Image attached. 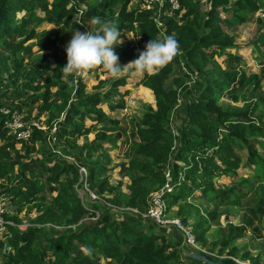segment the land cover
Wrapping results in <instances>:
<instances>
[{
  "label": "trees",
  "instance_id": "trees-1",
  "mask_svg": "<svg viewBox=\"0 0 264 264\" xmlns=\"http://www.w3.org/2000/svg\"><path fill=\"white\" fill-rule=\"evenodd\" d=\"M43 1L0 0V40L8 45L5 39L11 44L15 35L21 39L10 48L14 56L11 64L8 65L7 56L0 55V196L6 197L15 210L14 214L4 216L14 226H6L8 236L0 240V256L5 257V264H73V258L83 262L88 256H100L110 264H182L184 261L200 264L185 258L179 249L182 240L179 241L177 232H166L152 222L144 223L128 214L120 221L113 220L112 207L100 201L86 206L77 190H84V178L80 180L79 169L67 164L58 152L74 157L82 163L79 167L89 171L85 183L95 195L108 202L103 196L106 194L113 197L111 204L117 207L140 210L147 209L151 193L165 184L164 172L169 164L175 189L165 197L167 211L176 206L174 215L181 218L183 224L192 222L198 240H204L209 230V219L203 207L206 195H211L216 206L240 207L252 192L264 201V142L260 140L264 139V125L260 127L257 121L264 119V110L259 107L264 99L251 101L252 91L247 94L243 90L248 79L236 67L239 57L227 55L228 63L224 67L214 58H221L235 45L233 37L223 27H236L245 23L248 15L264 12V0H236L231 8L227 7L231 3L228 0H206L210 7L204 13H201V0H178V10L171 11L165 6L159 12L156 8L141 9L139 0H90L87 3L84 17L102 20L111 16L109 21L118 28L119 38L125 40L114 48L122 59H128L129 55L136 59L150 39L174 34L178 41L175 57L159 72L145 74L138 82L151 92L155 108L146 110L137 119V146L134 157L124 167V175L129 180L127 193L121 192L120 184L111 185L107 177H102L103 167L90 160L97 147L105 143L114 145L119 135L97 132L89 141V129L70 125L76 116H85L94 125L115 123L108 120L100 105L122 99L123 94L118 88L110 87L111 100L100 99L99 93L88 95L83 77H65L61 71L66 63L65 51L44 54L43 60L38 61L40 55L35 56L30 47L24 46L34 37L33 31L27 34L30 14L35 4ZM70 4L69 0L51 2L49 13L56 25H62L60 29L42 33L38 45L43 51H52L59 43L67 20L76 10ZM221 13L230 15L222 18ZM156 19L160 21L159 28ZM98 28V24L93 26L92 32ZM124 32L132 34L134 40L127 41ZM262 42L264 36H259L255 45ZM23 55L31 59L27 69H23ZM174 67L185 70L182 77L170 76ZM98 68L100 66L88 71ZM3 69L8 72L7 77H2ZM192 76L196 90L202 91L200 95H193L191 87L184 85V80H191ZM213 76L217 81L209 82ZM169 80L172 86L167 87ZM24 81L28 87L32 86L33 94L23 99L18 88ZM101 84L103 82L99 81L94 89L101 88ZM39 92L43 100L36 117L47 112L50 128L58 115L63 114L62 122H57L53 147L46 142L47 134L43 131L34 130L29 140L17 141L3 128V108L27 111L28 118L31 115L23 105H7L3 98L9 94L13 100L23 99L25 104L29 101L33 106L39 102L35 95ZM179 96L182 101L175 106ZM222 99L229 100L230 104L221 106ZM178 119L185 122L176 126L174 121ZM170 125L176 128L175 135L168 132ZM68 132L77 135L76 140L82 136L84 142L77 145L75 138L67 137ZM39 144H45V153L38 148ZM236 150L246 152L244 162L250 167L248 175H238L242 161L234 157ZM39 155L41 158L37 157ZM179 173L184 175L182 182L178 180ZM223 177L229 180L228 187L215 189V181ZM196 196L195 204L188 202ZM96 215L98 223L87 221ZM22 223L27 227L20 230L17 226ZM258 223L264 225V213ZM245 233V225L226 223L219 255ZM239 257L251 264H260L258 255L253 257L247 251L241 252Z\"/></svg>",
  "mask_w": 264,
  "mask_h": 264
},
{
  "label": "rangeland",
  "instance_id": "rangeland-1",
  "mask_svg": "<svg viewBox=\"0 0 264 264\" xmlns=\"http://www.w3.org/2000/svg\"><path fill=\"white\" fill-rule=\"evenodd\" d=\"M54 0H44L43 2H37L35 5V9L30 14L31 15V23L27 27V34H29L31 31L34 33V37L27 42H25L24 46L30 47L32 50V53L37 56L40 55L38 58V61H42L44 54H61L63 51H65V47L68 43V41L71 39L72 33L76 31H90L92 32L93 26L97 24H93L91 18L84 17L86 11H87V3L90 0H69L76 10H74L72 16L67 20L66 27L61 32V39L59 43L56 44V47L52 51H43V48L41 49L39 47V42L42 39V33L46 32L51 29H60V26L62 25H56L51 14L49 13L51 2ZM99 1V0H95ZM230 3L228 8H231V4L235 2L236 0H228ZM141 2V0H139ZM71 6L68 7L71 8ZM140 7V4H139ZM210 5L206 2V0H201L200 8L201 13H204L209 9ZM144 10V9H143ZM148 11V10H147ZM223 13V12H222ZM220 14L222 18H225L226 16L229 17L230 13L226 14ZM26 14V13H25ZM27 15V14H26ZM111 18L110 15H108L106 18H103V21H109ZM66 21V20H65ZM224 31L233 37L234 40V47L232 49L226 50L225 55H222V57H214L216 60L224 67L228 61H227V55H236L240 58L239 63H236V67L241 70L248 79L247 83L244 84V89L247 94L252 91L251 95L249 94V97L252 96V100L254 102H257L259 99H264V42L260 43L259 45H255L257 38L259 36H264V12L258 11L253 14L248 15V18L245 23L238 25L236 27H228L224 26ZM162 31V29H161ZM161 34V33H160ZM16 36V35H15ZM14 36V44L16 42H19L21 39L17 38V36ZM125 39L127 41H133L132 34L128 32H124ZM5 42H8L6 45L3 40H0V55L1 56H7L8 57V65L11 64L13 61V55L11 54L10 48L14 46V44L9 43L8 39H5ZM125 40H121L119 44H124ZM256 47V48H255ZM119 57V61L122 59L121 56L116 53ZM38 57V56H37ZM24 64L23 69H27L29 66V63H31L30 56L23 55ZM134 60L132 55H129L128 59H122L121 66L127 65L130 61ZM49 61L52 63V58L49 57ZM11 71V69L9 70ZM185 70L183 68H177L174 67L171 77H182ZM8 72L3 69L2 77H7ZM83 77V80L86 84V94H94L99 93V98L102 100H111V95L108 93L110 90V87L116 89L118 88L119 91L123 94V98H116L111 103H102L100 106L102 110L106 113L108 120L115 121V123L111 122H105L103 124L94 125L92 122L86 118L85 116L79 117L76 116L73 121L71 122V126L79 129L87 128L89 129V133L87 134V139L90 141L93 139L94 135L97 132H105L107 134L115 135L118 134L119 138L115 141L114 145H110L108 143H105L101 145L100 147H97V150L91 154V161H95L98 166L103 167V172L101 176H105L108 178V182L111 185H119L122 193L128 192V185L129 180L124 175V167L126 166L127 162L134 157V151L137 146V138L135 134V127L137 123V119L140 118L142 113H144L148 109L155 108L154 105V99L151 94V92L138 85V82L142 79L143 76H137L134 75L129 68H125L122 71H120L116 76H111L106 73L104 69L101 67L95 70L87 71L83 75H75ZM195 77H191V80L187 79L184 80L185 84L191 87V91L193 92V95L197 96L202 93L201 89L196 90V84L192 82ZM202 79H200L201 81ZM99 81H102L103 84H101V88L94 89L95 86L99 84ZM199 81V80H198ZM206 81V80H205ZM209 82L217 81L216 76H213V78L208 79ZM27 82H23V84L18 88V91L23 94V99L29 98L31 94H33L32 86L27 85ZM172 86L171 80L167 82V87ZM14 89V88H12ZM4 94V93H3ZM35 95L38 96L39 102H37L35 105L31 106L29 104V101H27V104H25L24 100H13L9 94L8 96H5L3 98V103L7 105H23V109L30 110L31 115L28 118L27 111L20 112L25 121L28 122H38L48 129L47 125V118L48 114L47 112H44L40 114L38 117H36L38 113V108L42 104V96L41 92L36 93ZM182 101V97L179 96L176 100V105H179ZM72 102H75V100H72ZM220 105L223 107H226V105L230 104V101L227 99H222L220 102ZM110 105H114L115 107H110ZM237 105V104H235ZM240 105V104H239ZM261 109L264 110V103L260 104L259 106ZM175 108V107H174ZM63 118V114H59L58 118H56L54 121L61 123ZM260 127H263L264 125V119L257 120ZM183 123L185 120L178 119L177 122L174 121L175 125L177 126L178 123ZM59 128V125H58ZM168 132L172 135H175L176 128L174 125H170L168 127ZM44 133H47L44 132ZM8 135V134H7ZM67 137L71 138H77V135L71 134L68 132ZM261 141L264 142L263 138H260ZM84 142V138L80 136L76 140L77 145H81ZM38 148L42 150V152L45 153L46 146L45 144H39ZM175 145V142H174ZM174 149V148H172ZM175 151V149H174ZM262 153V152H260ZM59 156L66 160L67 164L76 166L78 169L83 168L79 167L81 166L80 163L75 160L74 157H70L68 155H64L60 150L58 152ZM264 155V153H262ZM246 155V152L236 150L234 152V157H239L241 159V165L242 168L239 170L238 175H248L250 170L245 164L244 157ZM36 157V155L34 154ZM174 156V155H173ZM172 156V157H173ZM38 158H41V156H37ZM172 157L170 159H172ZM82 164V163H81ZM183 165V164H182ZM86 172L89 173V171L86 168ZM36 171H40L39 168H36ZM171 166L169 164L166 165V172L170 173ZM180 179L184 180V175H180ZM229 184V180L227 178H220L219 180L215 181L214 187L215 189H224L227 188ZM250 185H253L250 182ZM85 188V187H84ZM87 188V190H86ZM86 188L83 189H77L78 194L83 195L84 201L86 206L90 205L89 203L100 201L104 204H107L108 206L112 207L113 211V220L120 221L125 214L135 216L137 218H140L144 223H149L147 219L142 218L138 212H133L130 209H127L128 207H117L114 204H111L113 201V197H110L106 194H103L104 198L107 199L109 202H105L102 197H98L95 195L92 191L89 190L87 183ZM92 193L95 195V199L92 200L89 193ZM85 193L88 195L86 196ZM98 193V192H96ZM198 195V192L195 193ZM217 195V194H216ZM215 195V196H216ZM211 195H206L204 197V203L203 207L205 209V215L209 219V230L204 235V240H198L196 238V233L193 232V224L191 221H188L187 224H183L181 218L176 217L174 214L176 213V206L172 207L170 210L167 211V215L169 218H178L182 225L189 229L195 236L197 243L202 248L200 249V253H203L206 256H209L213 258L214 260H219L220 258H229L234 262V264H251L248 260H240V253L243 251L249 252L250 255L255 257L258 255L260 264H264V225L260 226L258 223V220L260 216L264 213V201L261 200L259 195H256L255 193H250L247 198H245L242 202V205L240 207H229V206H216L215 202L210 198ZM50 197H48V201ZM194 200L193 197L190 198V201L188 202L194 203L197 200ZM150 199V196H149ZM148 199V203H149ZM199 200V199H198ZM166 201V200H165ZM167 205V201H166ZM148 208V207H147ZM141 212H145V210H140ZM131 211V212H130ZM98 218H91L87 221H93L94 223H98ZM232 222L233 224H243L246 226V233L245 235L238 239L235 243V245L229 246L224 250V252L219 255L218 251L220 249V241L223 234H225V224ZM264 224V223H263ZM60 231H63L64 228H59ZM152 230V229H151ZM147 230V231H151ZM158 231V230H156ZM174 231L175 233L181 237H179V241L183 239V236L180 232L176 231L175 229H169L166 230V232ZM180 243V242H179ZM177 246L178 243H177ZM180 250L185 253V249L188 250L181 242L179 246ZM183 253V254H184ZM184 261V260H182ZM110 264L108 260H104L100 256L96 257H86L85 261H80L76 257L73 258V264ZM0 264H5V257L0 256ZM182 264H187L185 261Z\"/></svg>",
  "mask_w": 264,
  "mask_h": 264
},
{
  "label": "clouds",
  "instance_id": "clouds-1",
  "mask_svg": "<svg viewBox=\"0 0 264 264\" xmlns=\"http://www.w3.org/2000/svg\"><path fill=\"white\" fill-rule=\"evenodd\" d=\"M99 28L95 32L76 31L65 47L66 63L61 68L65 77L83 75L88 70L100 66L111 76H116L125 68L137 76L155 74L166 66L179 50L174 34L163 35L158 39H150L139 52L136 59L123 67L114 51L121 39L118 28L110 21L100 17L92 19Z\"/></svg>",
  "mask_w": 264,
  "mask_h": 264
},
{
  "label": "built area",
  "instance_id": "built-area-1",
  "mask_svg": "<svg viewBox=\"0 0 264 264\" xmlns=\"http://www.w3.org/2000/svg\"><path fill=\"white\" fill-rule=\"evenodd\" d=\"M170 9L171 11H176L179 9V1L178 0H141L140 8L144 10H151L156 8L159 12L160 9H164V7ZM159 9V10H158ZM166 9V10H167ZM156 23L158 28L161 26L160 21L156 19ZM2 115L5 117L3 122V128L7 131V134L14 137L15 140L19 141H27L30 139L32 132L34 130L37 131H47L46 142L49 146L53 147L56 142V132H57V122L53 123L52 126L48 129L44 125L38 122H28L24 120L23 115L15 109L10 108H3L1 110ZM79 173L81 176L80 180L84 178V187L86 188V176L87 172L85 169L80 168ZM179 173L178 180L182 182L180 179ZM164 176L166 179L165 184L163 187L154 191L150 195L148 208L145 212L139 211L137 208H127L132 210L133 212H138V214L148 221L152 222L157 228L159 229H175L176 231L180 232L183 236L182 244L189 250V251H196L199 252L202 249L196 241L194 234L187 228H185L181 221L178 218H169L167 215V205H166V195L170 194L174 191L175 185L171 184L172 182V173L170 171L164 172ZM84 188V189H85ZM87 190V188H86ZM87 193H89L87 191ZM79 197L82 199L83 195L78 194ZM92 200L96 197L92 193H89ZM131 212V211H130ZM15 213V210L10 207L9 201L6 197L0 196V240H4L8 236L7 225L14 226V224L6 220L4 216L12 215ZM98 216V215H96ZM27 227L26 223H22L17 226L20 230H23ZM9 250V249H7Z\"/></svg>",
  "mask_w": 264,
  "mask_h": 264
},
{
  "label": "water",
  "instance_id": "water-1",
  "mask_svg": "<svg viewBox=\"0 0 264 264\" xmlns=\"http://www.w3.org/2000/svg\"><path fill=\"white\" fill-rule=\"evenodd\" d=\"M185 258L200 264H233L229 258H220L219 260H214L213 258L196 251H188L185 255Z\"/></svg>",
  "mask_w": 264,
  "mask_h": 264
},
{
  "label": "crops",
  "instance_id": "crops-1",
  "mask_svg": "<svg viewBox=\"0 0 264 264\" xmlns=\"http://www.w3.org/2000/svg\"><path fill=\"white\" fill-rule=\"evenodd\" d=\"M184 251H185L184 255H186V253H187L189 250H186V249H185Z\"/></svg>",
  "mask_w": 264,
  "mask_h": 264
}]
</instances>
